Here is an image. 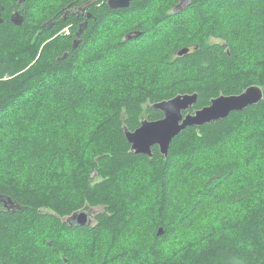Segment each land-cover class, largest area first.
Segmentation results:
<instances>
[{"label": "trees", "instance_id": "obj_1", "mask_svg": "<svg viewBox=\"0 0 264 264\" xmlns=\"http://www.w3.org/2000/svg\"><path fill=\"white\" fill-rule=\"evenodd\" d=\"M107 1L0 0V197L18 206L0 201V264H264V0ZM85 7L73 49L84 20L64 14ZM252 86L260 103L167 157L131 152L154 104ZM82 209L101 211L69 226Z\"/></svg>", "mask_w": 264, "mask_h": 264}, {"label": "water", "instance_id": "obj_2", "mask_svg": "<svg viewBox=\"0 0 264 264\" xmlns=\"http://www.w3.org/2000/svg\"><path fill=\"white\" fill-rule=\"evenodd\" d=\"M18 4H23L25 0H14ZM133 0H108L107 6L111 10H122L130 7ZM182 4L178 5L181 8ZM65 15L63 20L67 18ZM89 15L88 17H90ZM10 22L20 26L23 17L14 11L10 17ZM50 28L52 24L45 25ZM87 21L80 25L77 37L86 29ZM140 33L128 35L127 40L136 39ZM79 45V40L73 41L72 48ZM188 49L179 52V56L185 55ZM63 57H66L64 55ZM263 99V92L259 87L252 86L247 88L240 95L220 96L213 99L209 106L193 113L191 110L197 103V94L178 95L170 100L162 101L153 105V108L159 110L163 117L157 121H148L147 119L140 122L135 131H129L124 128V134L127 142L130 144L131 152L137 155H146L152 157V148L157 147L160 154L167 157L172 140L188 127H199L211 122L225 119L233 112H241L250 106L257 105ZM7 210H16L17 204L10 198L0 197ZM93 212L89 209H82L65 218V222L71 227H85L92 225ZM162 234V229L158 230L157 235Z\"/></svg>", "mask_w": 264, "mask_h": 264}, {"label": "flooded vegetation", "instance_id": "obj_3", "mask_svg": "<svg viewBox=\"0 0 264 264\" xmlns=\"http://www.w3.org/2000/svg\"><path fill=\"white\" fill-rule=\"evenodd\" d=\"M185 1V0H183ZM65 15H75L76 18L78 19H83L84 21H82L81 23H79V27L80 25H82L84 22H86L87 20L91 19V17H88L90 15V13L87 11V8L85 7L84 8H74V9H71V10H68L65 14ZM79 30V29H78ZM78 32V31H77ZM77 32L74 34L75 38H74V41L75 40H78L79 37H77Z\"/></svg>", "mask_w": 264, "mask_h": 264}, {"label": "rangeland", "instance_id": "obj_4", "mask_svg": "<svg viewBox=\"0 0 264 264\" xmlns=\"http://www.w3.org/2000/svg\"><path fill=\"white\" fill-rule=\"evenodd\" d=\"M184 2H182L181 4H183ZM63 32H66V33H68V29H64V31ZM100 209H93V215L91 216V218H92V223L94 222V214L95 213H97L98 211H99ZM101 211V210H100Z\"/></svg>", "mask_w": 264, "mask_h": 264}]
</instances>
